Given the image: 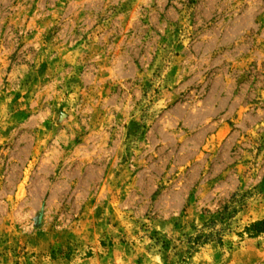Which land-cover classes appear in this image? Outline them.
<instances>
[{
	"label": "rangeland",
	"instance_id": "374dc122",
	"mask_svg": "<svg viewBox=\"0 0 264 264\" xmlns=\"http://www.w3.org/2000/svg\"><path fill=\"white\" fill-rule=\"evenodd\" d=\"M262 218L264 0H0V264H264Z\"/></svg>",
	"mask_w": 264,
	"mask_h": 264
},
{
	"label": "trees",
	"instance_id": "16d2710c",
	"mask_svg": "<svg viewBox=\"0 0 264 264\" xmlns=\"http://www.w3.org/2000/svg\"><path fill=\"white\" fill-rule=\"evenodd\" d=\"M234 196H232L229 200V204L224 205L221 210L217 213L216 217L210 219L208 223L205 225L209 229L215 230L217 223H223L224 220L231 216L235 210L231 207V202L233 201ZM221 229H216V231H220ZM244 232L249 236H256L261 233H264V218L251 222L249 225L245 226ZM210 238H214L217 243H221V238L217 235L215 236L212 232L208 235L200 234L198 237L194 238L192 241V245L194 247L207 243Z\"/></svg>",
	"mask_w": 264,
	"mask_h": 264
}]
</instances>
